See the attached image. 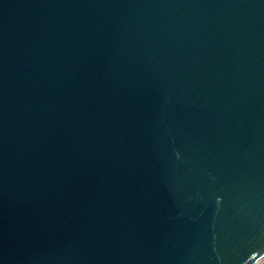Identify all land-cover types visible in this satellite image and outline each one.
I'll return each instance as SVG.
<instances>
[{
  "label": "water",
  "instance_id": "obj_1",
  "mask_svg": "<svg viewBox=\"0 0 264 264\" xmlns=\"http://www.w3.org/2000/svg\"><path fill=\"white\" fill-rule=\"evenodd\" d=\"M264 0H0V264H257Z\"/></svg>",
  "mask_w": 264,
  "mask_h": 264
},
{
  "label": "built area",
  "instance_id": "obj_2",
  "mask_svg": "<svg viewBox=\"0 0 264 264\" xmlns=\"http://www.w3.org/2000/svg\"><path fill=\"white\" fill-rule=\"evenodd\" d=\"M257 264H264V257L261 258V259L257 262Z\"/></svg>",
  "mask_w": 264,
  "mask_h": 264
}]
</instances>
